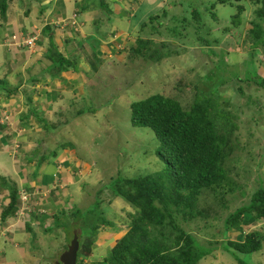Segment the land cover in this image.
<instances>
[{
  "label": "rangeland",
  "instance_id": "1",
  "mask_svg": "<svg viewBox=\"0 0 264 264\" xmlns=\"http://www.w3.org/2000/svg\"><path fill=\"white\" fill-rule=\"evenodd\" d=\"M143 2L145 0L141 1ZM213 2L214 0H152L147 5V13L142 17L138 12L130 22L121 19L114 3L110 2L111 13L108 17L110 20H105L108 24L102 22V17L99 22H102L106 30L120 29L125 32L131 29L127 32L131 37V43L118 37L121 52L112 55L113 61H105L104 65L107 66H103L98 75L94 73L105 82L97 95L91 96L96 98L97 108L101 109L100 114L96 116V108L93 107L89 111L86 110L91 100H75L72 101L73 109L66 111L63 118L66 119L68 114L77 115L75 111L81 109L83 115L80 120H83L86 126H82L77 132L72 131L75 120L69 118L72 123L71 130L69 129L71 133L63 132L61 129L52 130L59 126L52 127L47 124L45 130L42 129V132L37 134V138L41 140L32 147L33 151L57 152L61 146L63 148L73 146L79 155L90 156L96 164L94 173L98 174V177H94V182L77 181V186L85 184L82 194L78 195L82 202L76 200L71 210L65 211L69 221L65 223L66 227L63 226V229L72 238L76 231L79 245L82 244L77 253V264L82 263L83 255L91 256L90 246L96 240L92 236V227L100 223V214L114 226L113 229L107 227L103 230L105 232L100 234L102 241H107L106 246H98L94 242L98 254L94 255L95 259L93 257L88 259L93 264H104L103 260L108 258L111 245L128 228L130 220L127 215L136 209L124 198L112 196L110 192L112 179L117 176L132 178L154 174L164 168V162L157 155L160 143L152 130L132 126L130 121L129 105L154 93L175 98L185 107L189 106L197 94L204 97L210 95L217 109L231 116V121L238 124L236 130L234 128L230 130L232 133L228 144L233 147L229 162H225L229 171L224 189L215 192L203 189L197 202L198 212L202 214L191 222H181L182 227L193 235L195 245L208 253L198 264H240L239 260L247 264H264V246L259 252L241 255L232 254L225 245L229 239L239 240L244 233L251 232L259 226L258 221L254 219L248 224L242 223L238 230L227 229L225 225L226 217L237 208L246 205L256 188H264V122L261 123L264 119V111H261L264 99L260 96L259 104L252 105V108L250 103L241 107L240 103L246 102L244 100L247 94H244L245 96L235 94L237 79L240 78L241 82H244L243 76L248 78L251 74L248 68L250 62L247 64L246 59L253 54H248L252 36L250 31L253 28L252 22H259L255 14L258 5L253 1H244L245 9L241 22L243 27L239 29L240 26L234 27L228 20L236 13L235 7L230 4H216L211 10L212 16L208 8ZM6 3L11 7L18 4L16 0H7ZM68 4L74 7L76 3L71 0ZM198 6L203 12L202 25H198L194 20H188L183 24L182 18H190L187 9L190 11L191 7ZM139 7L142 9L143 4ZM131 10L130 13L133 12ZM162 10H166L167 13L164 14ZM95 14L98 15V12ZM152 14L157 15V18L147 23L140 36L148 42L147 49L151 54L148 56L155 57V52L151 53L154 49L162 53L158 63L146 62L129 52V54L123 52L124 48L129 50L135 44V32ZM183 25L186 29L182 28ZM227 27L228 30H225ZM112 38L115 39L114 36H110V39ZM256 58L263 61L264 67V53L257 55ZM242 63L243 67L239 69ZM251 63L253 66L254 62ZM263 73L264 69L261 74ZM238 84L242 85L245 93H255L253 88L250 90L246 84L240 82ZM7 88L5 84V89ZM255 112L263 114L262 119L256 116ZM235 114L239 115L238 119ZM50 117L51 115L47 118ZM226 124L225 127L230 128V122L226 120ZM235 136L237 141L233 142ZM5 179L3 176L0 177V186ZM106 200L111 201V204H107ZM78 208L81 209V214L74 215ZM250 217V214H246L245 218L249 220ZM14 224L15 222H11L8 226ZM75 226L78 230L74 229ZM257 234L264 236L262 230L257 231ZM107 236H110V240H107ZM262 243L264 244V241Z\"/></svg>",
  "mask_w": 264,
  "mask_h": 264
},
{
  "label": "crops",
  "instance_id": "2",
  "mask_svg": "<svg viewBox=\"0 0 264 264\" xmlns=\"http://www.w3.org/2000/svg\"><path fill=\"white\" fill-rule=\"evenodd\" d=\"M16 1L18 4L12 7L7 4L0 11V177L6 178L17 191L25 189L33 199V209H36L26 218L9 216L2 219V209L9 202V189L0 186V264H60V255L72 240L63 229L69 221L65 211L71 210L76 200L82 202L78 195L82 194L85 184L77 186V181L94 182V177H98L94 173L96 164L90 156L79 155L73 146H61L57 152L33 151L32 147L41 140L37 134L45 130L47 124L59 126L52 130L68 132L72 126L69 118H73L72 131L77 132L86 126L80 120L83 115L81 109L75 111L77 115L68 114L66 119L63 118L66 111L73 109L72 101L91 100L86 110L93 107L96 108V116L100 114L101 109L97 108L93 97L105 82L97 73L107 66L105 61H113L112 55L121 52L118 37L130 42L127 32L131 29L125 32L106 30L101 24H108L105 22L106 13L98 7L96 0H73L76 3L74 7L68 4L71 0ZM141 1L106 0L109 8L110 2L114 3L119 17L128 22L138 12L142 17L147 13V5L152 0ZM140 4H143L142 9H139ZM128 9L133 12L127 13ZM76 11L84 25L79 30H73L66 22ZM100 17L102 22L98 21ZM62 18L65 19L64 25L60 22ZM24 31L37 33L35 49L6 45L11 35ZM110 36L115 39H110ZM54 50L74 62V67L61 72L54 70L50 60ZM125 51L128 50L124 48ZM263 69V65L260 66L258 73ZM49 115L51 117L47 118ZM16 143L19 146H15ZM252 220L245 218L244 223ZM10 221L16 224L8 226ZM257 223L259 226L252 231L262 230L264 233L263 221ZM101 232L105 231L98 232L94 242L98 246H106L107 241L100 238ZM74 233L77 234L76 231ZM94 242L90 246L91 256L83 255L81 264H93L88 259H95L94 255L98 254Z\"/></svg>",
  "mask_w": 264,
  "mask_h": 264
},
{
  "label": "trees",
  "instance_id": "3",
  "mask_svg": "<svg viewBox=\"0 0 264 264\" xmlns=\"http://www.w3.org/2000/svg\"><path fill=\"white\" fill-rule=\"evenodd\" d=\"M96 1L102 12L106 13L105 19H108L111 13L108 3L106 0ZM244 1L214 0L208 10L213 16L211 10L216 4H230L235 7L236 13H233L228 20L234 27L240 26L239 29H241L243 27L242 14L245 9ZM249 1H254L258 5L255 14L256 19L259 20V22H252L253 28L250 31L252 36L248 54L253 53L254 55H249L247 61L244 60L247 64L250 62L248 68L252 76L251 74L248 78L243 76L244 82H241L240 78L237 79L235 94L238 96L247 94L244 100L246 102H241L240 106L243 107L250 103L252 108V105L259 104L260 96L264 99V73H258V68L262 66L263 61L256 58L257 55L264 53V0ZM6 2L7 0H0L1 10L7 7ZM162 11L164 14L167 13L166 10ZM127 13L130 14V9ZM187 13L190 14V18H182L183 24L188 20H194L198 25H202L203 12L199 6L191 7L190 11L187 9ZM153 15L149 16L147 22L140 24L141 28L135 35V44L126 53L129 52L146 62L158 63L162 53L154 49L151 53L155 52V57L148 56L150 54L147 49L148 42L140 36L147 23L157 18V15ZM225 30H228V27ZM50 60L52 68L57 72L66 71L75 65L57 50H54ZM251 62H254L253 66ZM242 67L243 63L238 68ZM238 82L246 84L249 89L253 88L255 93H245ZM129 108L132 126L151 129L160 143L157 155L164 162V168L154 174L132 178L117 176L112 179L110 183L112 196L124 198L136 209L127 215L130 220L128 228L115 241L108 258H104L103 263L198 264L208 253L195 245L193 235L182 227L181 222H191L202 214L198 212L197 202L203 189H210L213 192L224 189L229 171L225 162H229L233 147L228 144L232 133L230 130L233 128L236 130L238 124L231 121V116L217 109L210 95L204 97L197 94L189 106L185 107L175 98L154 93L133 101ZM261 111H264V107H261ZM235 116L238 119L239 115L235 114ZM256 116L262 119L263 114L257 112ZM226 120L230 122V128L225 127L227 126ZM263 122L264 119L261 123ZM236 141L235 136L233 142ZM235 149H238L237 144ZM2 183L5 188L9 189V202L1 212V218L5 219L13 216L19 202L17 188L10 182L2 181ZM106 203L111 204V201L106 200ZM81 212L78 208L74 211V215H80ZM246 214H250L251 219L264 223V188H256L246 205L237 208L226 217V228H237L238 230V227L244 223ZM101 215H99L100 223L92 227L93 237L96 233L106 230L107 227L113 229L114 224ZM76 228L75 226L74 229ZM258 236L260 235L257 231H251L244 234L238 241L228 240L225 245L232 254L259 252L262 249L264 236ZM77 238L79 240L78 235ZM238 263L247 264L241 260Z\"/></svg>",
  "mask_w": 264,
  "mask_h": 264
},
{
  "label": "built area",
  "instance_id": "4",
  "mask_svg": "<svg viewBox=\"0 0 264 264\" xmlns=\"http://www.w3.org/2000/svg\"><path fill=\"white\" fill-rule=\"evenodd\" d=\"M60 22L62 25L65 23V19H60ZM68 25L73 29V30H79L81 28V22L79 21V14L78 12H73L69 19L66 21ZM37 40H38V35L36 32H19L17 35H11L7 42L6 45L10 48H17V49H28V50H33L35 49L37 45ZM8 116H6V119ZM15 146H18L15 144ZM20 199H21V206L20 209L17 212V217L19 219H22L25 217L28 212L30 211V205H29V198L24 192H20Z\"/></svg>",
  "mask_w": 264,
  "mask_h": 264
},
{
  "label": "water",
  "instance_id": "5",
  "mask_svg": "<svg viewBox=\"0 0 264 264\" xmlns=\"http://www.w3.org/2000/svg\"><path fill=\"white\" fill-rule=\"evenodd\" d=\"M79 249V242L77 235L72 238L66 250L60 255V264H76L77 263V252Z\"/></svg>",
  "mask_w": 264,
  "mask_h": 264
},
{
  "label": "clouds",
  "instance_id": "6",
  "mask_svg": "<svg viewBox=\"0 0 264 264\" xmlns=\"http://www.w3.org/2000/svg\"><path fill=\"white\" fill-rule=\"evenodd\" d=\"M16 144L19 146L18 143H16ZM54 188H55V187H53V189H54ZM20 192H24V193L28 196V198H29V205H30L31 208H30V211L28 212V214L25 216V218H26V217L29 216L30 213H32L33 211H35L36 208L33 209V205H32V200H33V199H31V197H30V195L28 194V192H27L25 189H23V188L17 191V199H18L19 205H18V207H17L15 213L13 214V216H17V212H18V210L20 209V206H21ZM15 224H16V222H15ZM15 224H14V225H15ZM11 226H12V225H11ZM244 234H245V233H244ZM244 234H243V235H244ZM259 237H260V236H259ZM229 240H230V239H229ZM234 241H238V240H234ZM78 242H79V240H78ZM262 242H263V241H262ZM262 244H263V243H262ZM65 250H66V249H65ZM65 250H64V251H65ZM78 250H79V249H78ZM77 253H78V252H77ZM76 264H77V263H76Z\"/></svg>",
  "mask_w": 264,
  "mask_h": 264
}]
</instances>
